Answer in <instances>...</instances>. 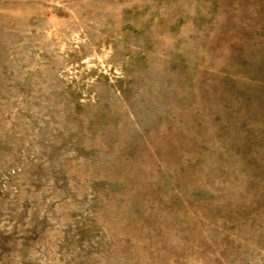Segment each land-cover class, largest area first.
Wrapping results in <instances>:
<instances>
[{
  "label": "rangeland",
  "instance_id": "rangeland-1",
  "mask_svg": "<svg viewBox=\"0 0 264 264\" xmlns=\"http://www.w3.org/2000/svg\"><path fill=\"white\" fill-rule=\"evenodd\" d=\"M0 264H264V0H0Z\"/></svg>",
  "mask_w": 264,
  "mask_h": 264
}]
</instances>
